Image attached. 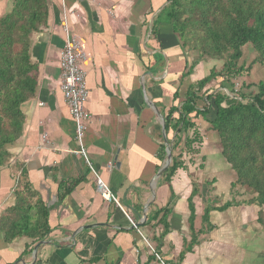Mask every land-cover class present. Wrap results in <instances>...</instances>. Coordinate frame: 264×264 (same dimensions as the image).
Returning a JSON list of instances; mask_svg holds the SVG:
<instances>
[{
	"label": "crops",
	"instance_id": "1",
	"mask_svg": "<svg viewBox=\"0 0 264 264\" xmlns=\"http://www.w3.org/2000/svg\"><path fill=\"white\" fill-rule=\"evenodd\" d=\"M47 5V25L31 38L32 64L39 68L36 96L22 106L23 135L0 168V264H163L153 250L164 227L160 218L147 222L167 207L170 231L159 250L164 264L179 262L192 227L196 232L206 227L207 207L215 208L210 213L214 229L198 235L199 244L182 264H264V227L257 221L261 208L248 203L255 195L246 188H233L236 172L222 155L218 133L210 129L213 101L199 102L201 110L205 104L210 108L207 119L194 118L203 138L200 153H183L185 168L171 185L158 178L167 160L160 154L165 116L185 101L191 86L212 70L222 71L224 61L201 59L184 48L165 16L158 18L166 0H47ZM14 8L15 0H0V18ZM156 20L159 33L154 35ZM74 37L87 44L89 54L84 70L92 119L84 145L93 170L72 153L78 150L76 124L61 89L60 56ZM248 45L240 65L251 71L237 89L244 82H264V66L254 63L257 54ZM251 50L254 57L246 61ZM221 81L215 79L203 92L228 91ZM257 91L255 86L242 90ZM98 177L118 203L102 197ZM38 202L49 209L51 231L43 240L36 237ZM11 230L20 234L12 241L5 233Z\"/></svg>",
	"mask_w": 264,
	"mask_h": 264
},
{
	"label": "trees",
	"instance_id": "2",
	"mask_svg": "<svg viewBox=\"0 0 264 264\" xmlns=\"http://www.w3.org/2000/svg\"><path fill=\"white\" fill-rule=\"evenodd\" d=\"M166 1L168 5L158 18L165 16L172 31L180 37L184 48L197 51L201 59L224 61V66L222 71L212 70L209 76L191 86L185 101L181 105L173 106L165 116L166 136L172 145L173 161L162 175L161 183L171 185L178 170L185 168L183 152L178 153L184 141L187 153H200L203 138L194 118L202 116L207 119L210 114L209 106L205 104L204 110L199 108V102L207 98L216 107V116L210 121V129L218 133L222 155L237 175L233 188L243 187L254 192L255 196L248 203L261 208L257 221L264 227V82H244L237 89L239 79L251 71L250 66L240 65L246 45L251 44L255 49L257 57L254 63L264 66V0ZM47 22V0H15L13 13L0 18V168L9 163L12 158L10 149L23 135L26 116L22 106L36 96L39 68L32 64L31 38ZM152 33H159L157 20ZM189 73L190 71L184 73L182 77ZM218 78L222 79L220 87L234 93V98L222 89L218 92H203ZM254 86L258 90L256 93L242 92L243 89ZM178 98L179 94L176 93L175 100ZM160 154L164 161L167 158L165 144L161 145ZM75 186L73 184L70 190ZM66 194L65 191L63 195ZM195 194L194 189L189 198L192 224L195 220ZM38 203L40 208L37 214L39 219L36 223V237L43 240L51 231L48 226L49 209ZM233 204L228 203L219 210H227ZM17 205L13 211L18 210ZM214 209L206 208L203 217L206 225L204 229L196 232L192 227V239L185 242L177 264H182L186 254L199 244V234L214 229L210 223V213ZM171 213V208H161L148 217L147 224L150 225L160 218L158 223L164 227V231L156 239L157 253L170 231L168 219ZM5 233L6 238L11 241L20 235L13 230ZM152 259L155 257L150 258Z\"/></svg>",
	"mask_w": 264,
	"mask_h": 264
},
{
	"label": "built area",
	"instance_id": "3",
	"mask_svg": "<svg viewBox=\"0 0 264 264\" xmlns=\"http://www.w3.org/2000/svg\"><path fill=\"white\" fill-rule=\"evenodd\" d=\"M89 57L87 44L78 38H69L66 46L60 56V68L62 74V92L69 106L72 118L76 124V141L78 150L73 151V154L83 156L91 166L88 160V154L84 145L85 133L92 117L86 109V104L89 100L90 92L86 81V72L84 63ZM230 97L234 98L232 92L225 91ZM97 186L102 197L107 201L118 200L114 197L110 187L101 179L97 178ZM155 256L163 264L161 256L153 250Z\"/></svg>",
	"mask_w": 264,
	"mask_h": 264
},
{
	"label": "water",
	"instance_id": "4",
	"mask_svg": "<svg viewBox=\"0 0 264 264\" xmlns=\"http://www.w3.org/2000/svg\"><path fill=\"white\" fill-rule=\"evenodd\" d=\"M144 92H145V100H146L147 104L151 105V102L149 101V98L146 94L145 88H144ZM164 130H165V123H164ZM165 144L167 146V155L168 156H167V160H166V164H165L164 168L159 172L158 178H160L165 173V171L171 166L172 161H173L172 145L168 142V139L166 136H165ZM136 227L138 228L139 225H136Z\"/></svg>",
	"mask_w": 264,
	"mask_h": 264
},
{
	"label": "rangeland",
	"instance_id": "5",
	"mask_svg": "<svg viewBox=\"0 0 264 264\" xmlns=\"http://www.w3.org/2000/svg\"><path fill=\"white\" fill-rule=\"evenodd\" d=\"M249 46L250 45H248V47L247 48H249ZM254 48V47H253ZM255 50V49H254ZM252 52H249V51H247V53H246V57H247V60L246 61H250V60H252V57L250 56V55H253L254 53H253V50H251ZM253 57H254V55H253ZM256 57H257V55H256ZM256 60V59H255ZM255 62V61H254ZM185 138V137H184ZM181 152H183V153H186L187 152V149L185 148V141L182 143V146H181V151L179 150L178 151V153H181ZM177 153V154H178ZM248 189V188H247ZM249 190V194H250V196L251 195H254V192L251 190V189H248Z\"/></svg>",
	"mask_w": 264,
	"mask_h": 264
}]
</instances>
